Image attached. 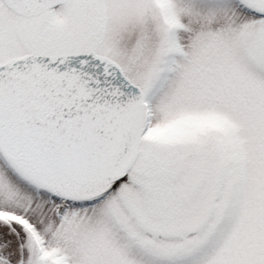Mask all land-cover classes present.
I'll return each instance as SVG.
<instances>
[{
	"label": "snow or ice",
	"instance_id": "1",
	"mask_svg": "<svg viewBox=\"0 0 264 264\" xmlns=\"http://www.w3.org/2000/svg\"><path fill=\"white\" fill-rule=\"evenodd\" d=\"M0 264H264V0H0Z\"/></svg>",
	"mask_w": 264,
	"mask_h": 264
}]
</instances>
